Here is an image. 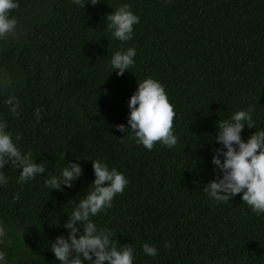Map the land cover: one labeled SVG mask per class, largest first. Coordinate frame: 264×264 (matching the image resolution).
I'll return each mask as SVG.
<instances>
[{
    "label": "trees",
    "instance_id": "1",
    "mask_svg": "<svg viewBox=\"0 0 264 264\" xmlns=\"http://www.w3.org/2000/svg\"><path fill=\"white\" fill-rule=\"evenodd\" d=\"M124 3L139 22L121 42L105 18ZM17 4L15 29L0 39V78L10 81L0 87V120L22 153L48 167L24 183L11 164L0 169L7 177L0 186L4 264H59L49 243L67 235L66 215L91 190L90 160L129 181L92 219L112 230L118 246L132 245L134 264H264V214L252 213L239 194L222 203L202 190L219 175L210 162L221 147L216 122L250 110L264 128V0ZM128 47L136 49L135 62L117 76L110 58ZM149 77L163 85L175 112L171 148L156 142L146 150L115 128L126 122L136 83ZM9 95L18 115L5 104ZM255 131L245 127L241 138ZM70 160L82 175L71 188L47 189L44 180ZM143 243L157 255H145Z\"/></svg>",
    "mask_w": 264,
    "mask_h": 264
},
{
    "label": "clouds",
    "instance_id": "2",
    "mask_svg": "<svg viewBox=\"0 0 264 264\" xmlns=\"http://www.w3.org/2000/svg\"><path fill=\"white\" fill-rule=\"evenodd\" d=\"M98 2L71 0L79 9L85 4L95 5ZM17 6V0H0V39L15 29L16 19L10 13ZM138 22L139 17L130 10L127 3L118 6L105 18L106 28L121 42L132 39L133 26ZM135 55L134 47L114 52L109 61L112 71L117 76L125 73L134 64ZM9 83L7 77L0 78V87H7ZM5 104L13 115H18L15 96L9 95ZM127 108L126 122L115 125L117 131L130 132L134 142L146 150H151L156 142L168 148L177 144L173 131L175 112L159 81L149 77L136 83L135 91L127 101ZM245 127L256 128L246 140L241 138V131ZM6 129L7 123L0 120V169L9 164L17 168V183L44 174L48 167L47 161L34 163L31 153H22L14 143L11 132ZM19 138L17 133L15 139ZM215 141L221 147L215 149L210 162L219 175L204 185L202 190L213 201L222 203L229 202L239 194L240 201L252 213L257 216L264 214V128H257L250 110H238L216 122ZM90 161L94 177L90 183L91 190L86 191L66 215L61 226L67 230V235L57 236L49 243V250L59 264H134L132 245L118 246L112 230L97 226L92 219L112 206L114 196L123 192L129 181L122 172L109 168L102 160ZM81 175L80 164L70 160L64 163L59 176L50 175L45 179L44 186L49 190L62 191L63 188H71ZM6 183L7 177L0 171V186ZM18 198V195L13 197ZM0 235H3L2 228ZM169 246L164 244V247ZM141 249L149 257L157 255L155 245L143 243ZM3 257L4 253L0 252V264H4Z\"/></svg>",
    "mask_w": 264,
    "mask_h": 264
}]
</instances>
